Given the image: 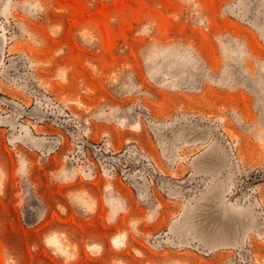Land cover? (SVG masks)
Wrapping results in <instances>:
<instances>
[{
	"label": "rangeland",
	"instance_id": "1",
	"mask_svg": "<svg viewBox=\"0 0 264 264\" xmlns=\"http://www.w3.org/2000/svg\"><path fill=\"white\" fill-rule=\"evenodd\" d=\"M0 21V264H264V0H0Z\"/></svg>",
	"mask_w": 264,
	"mask_h": 264
},
{
	"label": "water",
	"instance_id": "2",
	"mask_svg": "<svg viewBox=\"0 0 264 264\" xmlns=\"http://www.w3.org/2000/svg\"><path fill=\"white\" fill-rule=\"evenodd\" d=\"M1 25H3V24L0 21V67H1V65L3 63V60H4V56H5V46H6V42H5L6 41L5 30L3 31ZM0 103L8 107V113L2 115V117L8 116L9 113H10V111H11L10 105H13L14 104V101H12V100H10V99H8V98L0 95ZM29 110H31V109L24 110V111L25 112H28ZM23 115H25V114H23ZM25 116L37 120V118L31 117V116H28V115H25ZM47 120H49L51 123H54V124H55V122H54L55 120L56 121H63V126L62 125H59V126L69 136H71L73 139H75L79 143V146H82V145H84V147L87 146L90 149L91 152H92V146H96L95 144L87 141L83 136H81V134H79L77 137L75 135H72L73 133L76 134L77 133V130L73 126H71V124H69V123H67V125H65L66 119H63L61 117H57L55 115L49 114ZM17 124L19 125V123H17ZM56 125H58V124H56ZM7 126L10 128L9 125H7ZM96 148L99 149L97 146H96ZM100 153H101V158L102 159H106V157H109V158H117V157H115L113 155L105 154L103 151H100ZM110 164L113 165L118 170V172L120 174L125 175V176H128L129 175L127 170H129L130 168H133V167H135L137 165V167H141V169H144V170L148 171V173L152 176V178L156 182L163 183V184H168V185H174V186L175 185H181V187H185V185H183L181 182H179L177 180H172L170 178H166V177H163V176L159 175L156 172V170L154 168H152L151 165L148 164V163L135 162L134 164H131L128 167H122L117 162H114V163L113 162H110ZM252 180H257V178H254ZM233 195H234V193L230 195V198ZM228 198L229 197H227V199Z\"/></svg>",
	"mask_w": 264,
	"mask_h": 264
},
{
	"label": "flooded vegetation",
	"instance_id": "3",
	"mask_svg": "<svg viewBox=\"0 0 264 264\" xmlns=\"http://www.w3.org/2000/svg\"><path fill=\"white\" fill-rule=\"evenodd\" d=\"M64 131V130H63ZM65 133V132H64Z\"/></svg>",
	"mask_w": 264,
	"mask_h": 264
}]
</instances>
